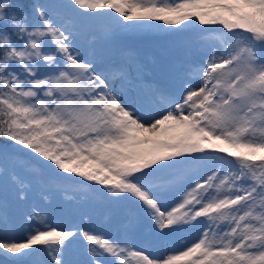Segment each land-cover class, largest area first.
<instances>
[{"label": "snow or ice", "instance_id": "1", "mask_svg": "<svg viewBox=\"0 0 264 264\" xmlns=\"http://www.w3.org/2000/svg\"><path fill=\"white\" fill-rule=\"evenodd\" d=\"M79 16L196 30L199 54L182 65L178 85L162 88L142 79L138 62L105 65L81 51ZM0 140L11 142L0 145V173L21 163L53 187L75 174L128 206L125 231L143 216L158 235L197 233L183 250L151 257L83 224L58 230L33 209L38 226L26 242L0 241L3 255L21 254L16 264L35 246L43 264H73L64 257L78 238L87 259L77 264H264V0H0ZM20 150L38 167L17 161ZM11 180L26 199L28 185L14 172ZM165 193H179L168 210Z\"/></svg>", "mask_w": 264, "mask_h": 264}, {"label": "rangeland", "instance_id": "2", "mask_svg": "<svg viewBox=\"0 0 264 264\" xmlns=\"http://www.w3.org/2000/svg\"><path fill=\"white\" fill-rule=\"evenodd\" d=\"M40 3H59L66 2V0H39ZM111 11V10H105ZM118 16V14L113 13ZM76 27V43L78 44L81 51L86 54L95 53L99 62L103 63L106 60L105 65H115L116 62H122L126 64H132L138 62L142 66L141 76L144 81L154 83L162 88L172 89L179 84V74L182 65L191 58L198 56L199 50L196 44V37L198 35L196 30H183V27L179 30H163L167 29L168 26H163L162 30L156 29H122L113 24L108 18L99 16H79L75 17ZM122 24H149L156 25L161 24V21H123L119 18ZM188 23V22H185ZM93 34L106 35V39H97L95 42L92 41L91 37ZM134 46L136 49H132ZM103 61V62H102ZM135 76V72H133ZM158 77L163 80H156ZM198 86V84L196 85ZM122 99L124 93H118ZM127 95L135 96L133 87H129ZM147 111V110H146ZM151 115V112H148ZM159 118V117H156ZM151 122V121H149ZM10 161L4 167H8ZM20 170V167H16ZM209 168L212 165L209 164ZM214 170V169H213ZM78 177L75 174H71ZM10 176L9 171L0 173V184L5 183V179ZM21 180V175L18 176ZM92 182V181H91ZM97 188L100 185L93 182ZM17 188V187H16ZM18 190V189H17ZM26 199L21 203L22 207L8 208L6 209L8 217V230L5 233L3 222L0 221V241L8 239L11 242H26L25 238L28 235V231L31 227H27L25 230L22 222V217L27 215V218L32 214L33 209L37 210L39 215L36 217L38 221L46 222L48 225L59 227V222L55 224V218H58L61 210V214L69 218V222L75 223L73 226H83L96 232H102L105 236L115 240L127 239L130 244L135 242H141L143 245L152 244L155 242L153 247L162 248V243L167 241V235H158L150 228V221L141 216V225H135L131 229L125 231L121 225H111L110 215L108 209L106 210L103 206L100 207L101 216L100 222L96 219L89 218L90 212L88 211L89 205L87 201V195L85 197L77 192H66V194H60L58 190L54 193H47L40 186L33 188H26ZM47 195L48 199L43 198ZM102 198L103 196L99 194ZM178 195L165 193L159 196V201L163 210H168L178 202ZM18 199V198H17ZM96 199V198H95ZM20 200V199H18ZM108 202V201H106ZM109 203V202H108ZM3 204V203H1ZM111 207H120L123 210L127 205L124 203H109ZM109 207V206H107ZM5 208H0V212L4 211ZM42 211V212H40ZM107 211V212H106ZM12 213L14 215H12ZM66 214V215H65ZM84 218H87L85 220ZM29 222V219H28ZM98 225H94V224ZM23 226V227H22ZM59 230V229H58ZM103 230H105L103 232ZM197 233L195 230L192 232L188 231V234L178 237V240L174 241L176 244L174 249L169 248L165 245V250L168 253H175L183 250L186 247V243H191L196 238ZM166 240V241H165ZM82 241L77 239L74 243L77 249H79L83 256L86 257L84 248L82 247ZM37 246H35L36 249ZM7 251V250H4ZM24 252L31 251L29 249L23 250ZM43 254L45 258H48L42 248H39V252L35 250L34 254L27 258V264H43L46 260L41 258L39 255ZM162 254L156 253V255ZM0 264H16L21 257L20 253L8 252L7 258L5 255H0ZM152 257V256H151ZM133 258V259H131ZM5 259V260H3ZM87 259V257H86ZM131 264H139V261L130 257ZM5 261V262H4Z\"/></svg>", "mask_w": 264, "mask_h": 264}, {"label": "trees", "instance_id": "3", "mask_svg": "<svg viewBox=\"0 0 264 264\" xmlns=\"http://www.w3.org/2000/svg\"><path fill=\"white\" fill-rule=\"evenodd\" d=\"M23 2L27 3V2H29V0H23ZM10 143L11 142L0 140V145L10 144ZM32 155H35V154H32ZM216 155L221 156L224 154L216 153ZM16 159L19 162L29 161L30 157L28 155V150L17 151L16 152ZM30 163L33 166L38 167L37 162L35 160H30ZM17 166L20 167V170H17V168H16ZM6 169H7V171H9L10 176H8L5 179V183L0 184V204L3 203L6 207V209H8V208L18 209V208L22 207L21 203L24 202V201L17 199V192H18L17 189H19V186L17 184L13 183L11 180V174L13 172L17 176L21 175V181H24L28 185L29 188H33L35 186H40L47 193H54L55 194V190H58V192L60 194H62V193L66 194V192L70 191V192H79L82 195H85V194H88L90 192L91 195L87 198L89 204H97V201L95 199H93V195L97 194V193L101 194L99 191H97V189H99V188H97L93 182L84 180L82 177H79V176L76 177L74 175H71L70 173H63V175L65 177H68V179L62 180L60 182L59 187H53V186L44 184L42 182L40 176L34 174V172L30 168L22 166L21 163H16V162L10 161L9 166ZM78 181H83V184L77 183ZM99 187H101V186H99ZM102 199L103 200H101V203L99 205L100 206H106V207L109 206V204L106 202V200L104 198H102ZM114 211H116V210H114ZM128 211H129L128 206H126L123 208L122 213L127 215ZM58 213H60V215H59L60 222L64 223L66 221V218H65L66 216H64V214H61V210H59V209H58ZM12 215H14V214L12 213ZM22 222H25V224H24L25 230L27 229V227L36 228L33 225L34 223L30 224L28 222L27 215L22 217ZM0 236H1V234H0ZM39 248L43 249V246H37L36 247V250L38 252H39ZM39 256L41 258L44 257L43 254H40ZM67 257H78V258H80L81 255L76 250V248L73 247L72 251H69L65 254L64 258L66 260H67ZM0 258L2 259L1 256H0ZM44 259H48V258L44 257ZM3 260H5V259H3ZM6 262H8V261H6Z\"/></svg>", "mask_w": 264, "mask_h": 264}]
</instances>
